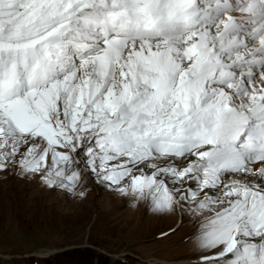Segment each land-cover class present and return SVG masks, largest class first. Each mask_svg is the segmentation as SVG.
<instances>
[{
	"label": "snow or ice",
	"instance_id": "1",
	"mask_svg": "<svg viewBox=\"0 0 264 264\" xmlns=\"http://www.w3.org/2000/svg\"><path fill=\"white\" fill-rule=\"evenodd\" d=\"M9 176L175 218L188 264H264V0H0Z\"/></svg>",
	"mask_w": 264,
	"mask_h": 264
},
{
	"label": "rangeland",
	"instance_id": "2",
	"mask_svg": "<svg viewBox=\"0 0 264 264\" xmlns=\"http://www.w3.org/2000/svg\"><path fill=\"white\" fill-rule=\"evenodd\" d=\"M175 223L95 184L80 201L14 176L0 179V264H117L113 252L121 253L118 264L188 260L187 229L161 238Z\"/></svg>",
	"mask_w": 264,
	"mask_h": 264
},
{
	"label": "bare ground",
	"instance_id": "3",
	"mask_svg": "<svg viewBox=\"0 0 264 264\" xmlns=\"http://www.w3.org/2000/svg\"><path fill=\"white\" fill-rule=\"evenodd\" d=\"M151 264H188V260H184V261H179V262H165V261H160V260H152Z\"/></svg>",
	"mask_w": 264,
	"mask_h": 264
}]
</instances>
